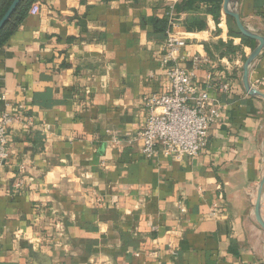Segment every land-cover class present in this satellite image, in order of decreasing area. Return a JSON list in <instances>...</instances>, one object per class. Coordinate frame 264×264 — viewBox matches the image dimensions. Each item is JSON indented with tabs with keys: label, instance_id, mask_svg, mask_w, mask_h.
Instances as JSON below:
<instances>
[{
	"label": "crops",
	"instance_id": "obj_1",
	"mask_svg": "<svg viewBox=\"0 0 264 264\" xmlns=\"http://www.w3.org/2000/svg\"><path fill=\"white\" fill-rule=\"evenodd\" d=\"M34 2L0 49V112L17 119L0 168V264H39L27 244L51 264H264L254 217L264 100L241 83L256 43L230 36L223 10L187 32L194 12L175 11L182 0ZM238 11L264 37V0H238ZM171 13L187 43L180 66L209 59L196 82L221 112L203 153L181 161L147 159L135 138L146 100L170 89L160 60ZM166 17L157 32L154 21ZM219 42L238 52L209 57ZM249 83L264 93V49Z\"/></svg>",
	"mask_w": 264,
	"mask_h": 264
},
{
	"label": "built area",
	"instance_id": "obj_2",
	"mask_svg": "<svg viewBox=\"0 0 264 264\" xmlns=\"http://www.w3.org/2000/svg\"><path fill=\"white\" fill-rule=\"evenodd\" d=\"M40 8L39 3L34 2L29 14L38 15ZM174 24L171 13L160 60L169 92L154 94L146 100L148 117L135 136L147 159L158 154L174 161L199 156L208 145L211 127L221 120L220 110L210 105L208 90L200 89L196 82V72L210 61L194 57L188 68L180 66L178 53L187 43L172 32ZM17 108L18 111L21 109L20 106ZM15 120L8 111L0 112V168L8 157L7 129Z\"/></svg>",
	"mask_w": 264,
	"mask_h": 264
},
{
	"label": "trees",
	"instance_id": "obj_3",
	"mask_svg": "<svg viewBox=\"0 0 264 264\" xmlns=\"http://www.w3.org/2000/svg\"><path fill=\"white\" fill-rule=\"evenodd\" d=\"M14 0H0V20L9 9ZM35 0H22L12 15L9 17L4 26L0 29V49L4 47L9 37L16 31L17 27L26 18L29 6ZM177 12H194V16L184 22V28L189 33L201 32L206 29V17L211 16L217 23L220 20L222 10V0H182L180 5L174 7ZM230 20V21H229ZM229 17L227 18L228 30L230 36L241 39L242 43L250 44L252 41L247 40L239 35L234 23ZM168 18L162 21H154V27L157 32H164L167 28ZM208 56H213L212 51L216 52L219 57L234 56L238 51L231 43L223 44L221 42L206 48Z\"/></svg>",
	"mask_w": 264,
	"mask_h": 264
},
{
	"label": "water",
	"instance_id": "obj_4",
	"mask_svg": "<svg viewBox=\"0 0 264 264\" xmlns=\"http://www.w3.org/2000/svg\"><path fill=\"white\" fill-rule=\"evenodd\" d=\"M22 0H14L12 4L10 5L9 9L6 11L4 16L0 20V29L4 26V24L7 22L9 17L12 15L14 10L17 8V6L20 4ZM222 10L223 13L232 19L234 26L239 33V35L247 40L254 41L256 43L255 47L252 49L250 54L245 58L241 71V83L243 86V89L245 93L252 98H260L264 100V93L261 91L255 89L252 87L249 83V74L252 69L253 63L256 61V59L261 54L262 50L264 49V37H261L246 27L243 26L239 11H238V0H223L222 4ZM263 164H264V148H263ZM264 194V173L261 178V181L259 183L257 194H256V200L254 204V217L259 225V227L264 231V221L261 218L260 210H261V201ZM27 248L30 251L31 257L34 259L35 262L39 264H51V260L49 257L43 255L38 245L35 244H27Z\"/></svg>",
	"mask_w": 264,
	"mask_h": 264
},
{
	"label": "rangeland",
	"instance_id": "obj_5",
	"mask_svg": "<svg viewBox=\"0 0 264 264\" xmlns=\"http://www.w3.org/2000/svg\"><path fill=\"white\" fill-rule=\"evenodd\" d=\"M231 23H232V21H231Z\"/></svg>",
	"mask_w": 264,
	"mask_h": 264
}]
</instances>
